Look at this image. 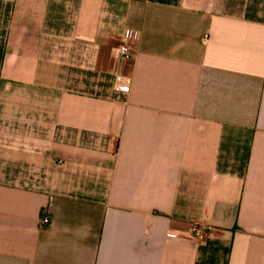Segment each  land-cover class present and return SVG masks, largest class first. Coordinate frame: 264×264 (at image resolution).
Wrapping results in <instances>:
<instances>
[{"label": "crops", "instance_id": "1", "mask_svg": "<svg viewBox=\"0 0 264 264\" xmlns=\"http://www.w3.org/2000/svg\"><path fill=\"white\" fill-rule=\"evenodd\" d=\"M0 264H264V0H0Z\"/></svg>", "mask_w": 264, "mask_h": 264}, {"label": "built area", "instance_id": "2", "mask_svg": "<svg viewBox=\"0 0 264 264\" xmlns=\"http://www.w3.org/2000/svg\"><path fill=\"white\" fill-rule=\"evenodd\" d=\"M139 38V33L134 30L126 29L124 30L121 41L119 45L115 48L114 57L119 62H130L135 54V44ZM130 77L125 75H120L116 79V89L121 92H127L129 89ZM49 224V219L44 218L42 220V225ZM183 236L195 239L196 241H203L206 232L198 226L191 227L186 231Z\"/></svg>", "mask_w": 264, "mask_h": 264}, {"label": "rangeland", "instance_id": "3", "mask_svg": "<svg viewBox=\"0 0 264 264\" xmlns=\"http://www.w3.org/2000/svg\"><path fill=\"white\" fill-rule=\"evenodd\" d=\"M117 47V46H116Z\"/></svg>", "mask_w": 264, "mask_h": 264}]
</instances>
